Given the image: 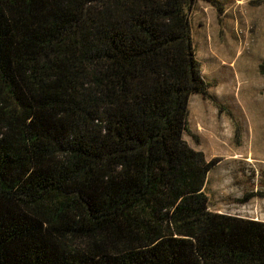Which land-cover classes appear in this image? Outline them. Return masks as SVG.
Listing matches in <instances>:
<instances>
[{
	"label": "trees",
	"instance_id": "trees-1",
	"mask_svg": "<svg viewBox=\"0 0 264 264\" xmlns=\"http://www.w3.org/2000/svg\"><path fill=\"white\" fill-rule=\"evenodd\" d=\"M198 1L0 0V264H264L182 139Z\"/></svg>",
	"mask_w": 264,
	"mask_h": 264
},
{
	"label": "rangeland",
	"instance_id": "rangeland-1",
	"mask_svg": "<svg viewBox=\"0 0 264 264\" xmlns=\"http://www.w3.org/2000/svg\"><path fill=\"white\" fill-rule=\"evenodd\" d=\"M216 1L220 11L198 1L187 12L207 95L189 97L182 139L206 160H226L205 176L208 210L213 196L226 192L231 197L219 204L224 213L264 222V74L258 71L264 62V3ZM232 152L234 159L228 157ZM215 173L230 187L212 190L206 180Z\"/></svg>",
	"mask_w": 264,
	"mask_h": 264
},
{
	"label": "crops",
	"instance_id": "crops-1",
	"mask_svg": "<svg viewBox=\"0 0 264 264\" xmlns=\"http://www.w3.org/2000/svg\"><path fill=\"white\" fill-rule=\"evenodd\" d=\"M228 157H231L232 159H234L235 152H232L231 154H229ZM210 159H212V158L211 157H208L207 161L210 160ZM225 161H226L225 158H221V160H219V162L217 163L216 167L220 166L221 164H224ZM224 180H226L224 175H222V174H216L215 173L211 178H209V179L207 178L206 181H208V183L211 184L212 190H214V189H216V188H218L220 186H222V188H226V187L228 188V187H230V185H225V184L219 183L220 181H224ZM205 187H206V182H205L204 187H203V193L206 196L207 201H209L208 195H207V193L205 191ZM213 197H214V199H213L214 204H213V207L210 209V211L211 212H214V213H217V214L231 215V214L224 213V211L221 209V207L219 205V204H221L220 203L221 201H224L227 198H230L231 196L228 193L224 192L223 194L222 193L221 194H218V195L215 194ZM231 216H235V215H231ZM248 219L257 220V219H254V218H248Z\"/></svg>",
	"mask_w": 264,
	"mask_h": 264
}]
</instances>
